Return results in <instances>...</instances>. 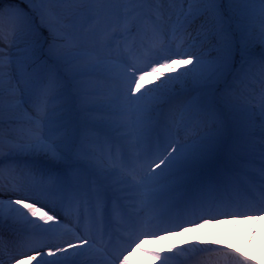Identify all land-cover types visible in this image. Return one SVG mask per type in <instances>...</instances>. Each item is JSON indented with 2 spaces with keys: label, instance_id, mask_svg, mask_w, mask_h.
I'll list each match as a JSON object with an SVG mask.
<instances>
[{
  "label": "snow or ice",
  "instance_id": "6c2138e0",
  "mask_svg": "<svg viewBox=\"0 0 264 264\" xmlns=\"http://www.w3.org/2000/svg\"><path fill=\"white\" fill-rule=\"evenodd\" d=\"M28 3L0 8V114L5 83L7 108L23 113L0 133V194L18 197L0 198V245L5 229L23 235L10 260L135 264L140 250L168 264L147 240L196 219L264 216V0ZM69 88L98 133L87 147L53 103ZM189 251L255 264L217 240L174 255Z\"/></svg>",
  "mask_w": 264,
  "mask_h": 264
},
{
  "label": "bare ground",
  "instance_id": "6f19581e",
  "mask_svg": "<svg viewBox=\"0 0 264 264\" xmlns=\"http://www.w3.org/2000/svg\"><path fill=\"white\" fill-rule=\"evenodd\" d=\"M165 8H167V5H165ZM117 38L114 40V45H116ZM76 99L79 101V97L75 95ZM178 99V97L176 98ZM167 114V106H165L162 116H166ZM83 115H85L83 113ZM83 118L81 117L77 121L82 122ZM257 132L260 130L259 124H257ZM89 143L92 142V140L88 141ZM79 145V144H78ZM8 161H5V164H7ZM32 195L37 196L36 194L32 193ZM6 197L4 199H15L18 198L15 195H9V194H0V198ZM57 214H59V210H57ZM234 220V221H233ZM230 220L229 218L224 217L223 219L219 220L216 219V222H212L211 220L208 223H203L202 221L195 220V223L200 224V227H193L191 224H188L184 227V232H181L180 229L174 232H171L169 235L165 236V239L163 241L161 240H155V239H149L146 241V246L148 248L151 247V245L154 246H162V245H173L170 240H179V241H186V237L188 236L187 233H195L199 230H204L209 232L211 229L214 230L215 238L217 241L220 242V245L228 244L230 246L236 247L240 251H244V254L247 256H251L253 260H256L258 264H261L262 261H264V216H260L259 219H256L255 215H249L244 219H233ZM245 225V229H241L240 226ZM255 225V235L252 236V242L249 243V233L252 230L253 226ZM224 227L226 229V237H223V235L220 233V227ZM178 228V227H177ZM163 232V231H161ZM160 232V233H161ZM164 233V232H163ZM164 235V234H161ZM237 236H248L247 239H241L238 237L237 240H235V237ZM14 239H23V235L19 237H12L7 229L3 232V241L2 245H0V259L3 260V264H15L14 259H9V254H12L13 256L17 255V249L14 246ZM206 240V239H204ZM246 244H245V243ZM215 246V245H212ZM152 249V248H151ZM141 254L139 259L135 261V264H148L150 262L151 256L147 255L146 253H142V251L138 250L137 254ZM31 254V253H29ZM204 255L200 257V255L196 256L193 260L187 262V264H223L220 261H218V258H211L208 256L214 255L213 252H205ZM133 258H137L135 253L133 254ZM48 259H51V257H48ZM35 264V262H34Z\"/></svg>",
  "mask_w": 264,
  "mask_h": 264
},
{
  "label": "rangeland",
  "instance_id": "374dc122",
  "mask_svg": "<svg viewBox=\"0 0 264 264\" xmlns=\"http://www.w3.org/2000/svg\"><path fill=\"white\" fill-rule=\"evenodd\" d=\"M26 2L28 3V0H26ZM10 6H17V5H15V4H4L3 7H0V8L7 9ZM17 7H20V6H17ZM32 7L38 8L39 7V0H37V3L35 5H32ZM52 7L56 8V9H60V8H63L64 6L63 5H52ZM20 8H22V7H20ZM34 15H35V19H36L37 23L39 24L38 13L34 14ZM83 23H84V29L85 30H87L91 26L89 24V22H87V21H84ZM113 42H112V45L114 44ZM119 43H120V40H119ZM116 44H117V42H116ZM0 47L2 49H4V52H6L7 54L9 53L10 50H9L8 44L3 39H0ZM47 47H48V45L45 44V46H44L45 52L47 50ZM113 48H115V45H113ZM122 50H123V48H122ZM193 50L198 51V49H193ZM11 51L14 52L15 49H12ZM162 71H166V70L162 69ZM153 79H154V77H153ZM4 87H5L4 100H5V107H6L7 101L10 99V96H9L8 91H7V88H8L7 83H5ZM178 88H179V86H177V89ZM73 89L74 88L68 89V92L70 93V98H69V96H61L57 100L53 101V103H54V105H66L64 108V115L68 119H70L72 125L77 130V137H76L77 145L80 144L81 142H83L84 146L87 147L90 144L88 141L93 140L98 135V133L92 129L84 127V125L88 126L87 123L85 122V118H83V120L86 124H82V126L80 125L81 123L74 122L75 112L73 110H74V107H76V106L80 108V103H79V101L77 102V100L75 99L76 97L73 94L76 93V91H72ZM178 99H180V97H178ZM22 116H23V113L20 112L17 117H14L13 119H10V120H14V121L20 120L22 118ZM82 117H86V115H83ZM9 121L6 122V124H4L5 122L0 123V133L3 134L5 139H7L10 135H14L15 134L14 129L21 126V124H18V123L10 124Z\"/></svg>",
  "mask_w": 264,
  "mask_h": 264
}]
</instances>
